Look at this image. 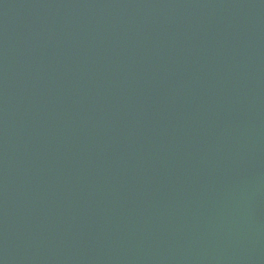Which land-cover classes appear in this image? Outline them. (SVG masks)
Wrapping results in <instances>:
<instances>
[{
	"label": "water",
	"instance_id": "water-1",
	"mask_svg": "<svg viewBox=\"0 0 264 264\" xmlns=\"http://www.w3.org/2000/svg\"><path fill=\"white\" fill-rule=\"evenodd\" d=\"M0 264H264V0H0Z\"/></svg>",
	"mask_w": 264,
	"mask_h": 264
}]
</instances>
